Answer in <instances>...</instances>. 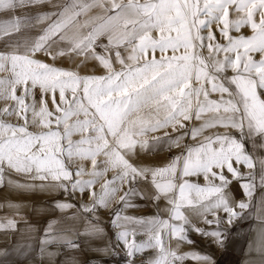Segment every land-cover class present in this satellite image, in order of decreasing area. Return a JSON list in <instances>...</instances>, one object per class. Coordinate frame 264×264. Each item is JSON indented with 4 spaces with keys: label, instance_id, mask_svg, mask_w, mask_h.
I'll list each match as a JSON object with an SVG mask.
<instances>
[{
    "label": "snow or ice",
    "instance_id": "6c2138e0",
    "mask_svg": "<svg viewBox=\"0 0 264 264\" xmlns=\"http://www.w3.org/2000/svg\"><path fill=\"white\" fill-rule=\"evenodd\" d=\"M231 7H234L236 13L244 15L230 21L228 17ZM92 9H100L101 12L81 23L78 17L86 15ZM257 13L260 17L258 23L254 20ZM213 22L223 25L220 33L226 43H209V56L213 53L224 55L223 59L213 58L210 63H206L193 50L198 46L204 47L205 37L200 34L202 28H209L207 39L214 40L210 29ZM243 25L251 27L252 36L229 35L230 29L234 28L238 32ZM153 30L158 31V39L151 36ZM101 35L106 36L108 41L107 44L100 45L104 49V55L95 52L97 38ZM54 36L68 41L72 45L69 51L93 56L107 70V74L80 76L73 71L32 59L31 54L40 51L45 41ZM121 47L125 51L131 49L127 61L135 63L126 62L118 50ZM180 49L183 52L177 54ZM149 50L153 53L152 58H144L141 63L137 53L146 54ZM157 50L161 53L160 59H156L154 55ZM168 50L173 53L171 56L165 55ZM113 51L116 63L121 65L119 70L113 68L111 57L107 55ZM232 53L235 54L234 58L229 55ZM254 53H259L258 61L253 58ZM6 65H10L14 78L12 81L0 80V89L10 91L18 104L28 94L29 82L34 86L38 85L42 92H51L53 104L56 103L55 92L59 90L60 103L67 104L66 108H56L61 115L55 122L58 126L64 125L62 135L57 131L33 135L24 128L11 129V126L0 125V130L7 128L13 133H20L0 140V163L6 161L8 167L18 172L31 173L34 170L39 179H48L49 176L56 181L71 179L73 173L64 167L61 158L65 152L69 157L73 152L91 157L93 165L96 164L95 157L103 153L114 166L121 169V183H129L139 172L128 163L123 152L137 144H147L146 141L137 140L136 136L169 125L174 131L177 126L184 129L185 124L181 120L190 121L194 113L196 120L203 121V127L193 129L191 138L195 140L198 136H203V139L188 150L183 175L187 177L203 173L207 179L211 174L219 180V184H223L226 181L223 171L213 172V168L222 170L226 167L235 177L238 172L232 166L233 159L237 164L243 163L248 169L252 168V164L242 155L241 145L231 139L227 131L204 135V130L217 126L239 129L246 123L253 131L264 135V99L258 95V90L264 89V0H83L75 10H70L50 27L32 53H0V70H6ZM229 68L234 74L230 77L223 75ZM19 83H23L25 87L23 94L16 96L15 88L9 85ZM205 84L210 88H206ZM226 84L234 85L235 90ZM66 91L73 93L71 100L66 99ZM209 91L219 93L220 99H209ZM80 92L82 95H77ZM43 99L42 95L41 100ZM145 108L152 110L156 118L149 117L146 120L140 115ZM27 111L28 105L25 104L24 112ZM90 113L91 119L88 118ZM161 113L163 118H160ZM81 114L85 119H77L71 124L65 123L71 117ZM39 115L42 118L45 115L50 116L44 109ZM134 116L137 118L132 119ZM97 117L102 124L96 122ZM42 126H48V122L42 121ZM105 127L115 137L111 147L103 135ZM75 131H91L95 135H85L74 145L70 137ZM61 140L67 142L66 148L61 145ZM37 144L40 148L33 152L32 149ZM85 145L87 148L83 147ZM172 171V168H166L157 175L161 177L158 185L160 190L164 193H175L171 201L173 220L183 222L182 207L209 200L221 192L218 184L209 183L205 187H199L184 182L174 185L166 179ZM81 174L80 171L75 173L76 176ZM243 187L247 190L246 195H249V186ZM193 192L196 193L195 200L191 197ZM123 198L124 196L120 199ZM246 207L247 203L238 205L240 210ZM222 210L226 213L228 224L238 215L234 208L224 207ZM212 214L214 219L207 223L219 227L220 218L215 213ZM161 228L170 229L171 235L177 239L182 238L184 233L182 226L165 221L146 244L129 242L126 235L123 243L127 255L132 257L144 247L157 246L161 254L154 264H175L179 257L174 251L164 249ZM211 235L220 242L218 233L212 232Z\"/></svg>",
    "mask_w": 264,
    "mask_h": 264
},
{
    "label": "crops",
    "instance_id": "0c3cea01",
    "mask_svg": "<svg viewBox=\"0 0 264 264\" xmlns=\"http://www.w3.org/2000/svg\"><path fill=\"white\" fill-rule=\"evenodd\" d=\"M82 2L2 0L0 7L12 17L7 21L15 24L8 27L9 33L23 39L26 51H32L53 24ZM100 12L92 9L78 20L83 23ZM98 40L107 41V37L101 35ZM45 46L72 47L56 36L45 41L42 48ZM215 133L221 132L204 135ZM259 134L227 133L241 145L242 155L252 168L234 159L231 163L238 172L235 177L226 167L213 168V172L223 171V184L211 174L207 179L203 173L183 175L188 150L197 146L203 136L194 140L192 131L185 127L146 139L147 144L139 145L130 160L139 175L129 181L123 199L110 206L103 202V209L76 200L69 187L61 188L57 182L36 186L6 175L0 186V264H154L161 254L159 247L147 246L129 257L123 240L128 235L129 242L146 244L165 221L184 228L180 239L173 237L170 229H160L164 249L179 257L175 264H264V142ZM166 168L173 169L166 179L174 185L218 184L221 192L209 200L182 207L183 222L173 220L171 201L175 193H164L158 187L161 177L157 173ZM243 185L249 186V195ZM191 197L195 200L196 193ZM240 203H247V207L240 210ZM224 207L238 212L231 224L227 223ZM212 213L220 218L219 227L207 223L214 219ZM212 232L219 234V243Z\"/></svg>",
    "mask_w": 264,
    "mask_h": 264
},
{
    "label": "rangeland",
    "instance_id": "374dc122",
    "mask_svg": "<svg viewBox=\"0 0 264 264\" xmlns=\"http://www.w3.org/2000/svg\"><path fill=\"white\" fill-rule=\"evenodd\" d=\"M140 2H143V0H140ZM244 15L243 13H236L234 7H231L229 10V20L235 21L236 19H239L240 16ZM12 17H8V14L6 12V8L0 7V53H6V54H22V55H28L29 53H32V51L28 50L26 51V47L24 46V41L21 38L14 37L13 32L9 33L8 27H12L15 25L12 21L8 22L7 19H10ZM203 18V17H202ZM259 14L257 13L254 16V20L258 23L259 22ZM222 24H218L217 22H213L210 26V29L213 33L214 40L209 41L207 39V34L209 31V28L205 27L201 29V35L205 37L203 43L204 47L194 49L193 51L197 52L202 59L205 60L206 63H210L211 59H223V53H213L212 56H209L207 45L209 43H220L225 44L226 41L223 38V36L220 33V28H222ZM172 35H175V33H172ZM229 35L238 37V36H244V37H250L253 35V31L250 26L243 25L241 26L240 30L237 32L234 28L230 29ZM151 36L154 39L159 38V33L156 30H153L151 32ZM108 41L105 40H98L96 41L95 46V52L100 55H104V49L100 47L102 44H107ZM35 49V48H34ZM121 52V55L125 58L126 62L128 63H135L134 61H127V55L131 52V49L129 48L128 51H125L123 47L118 49ZM63 52V55H60L59 53ZM183 52V49H180V51L177 54H181ZM51 54V55H50ZM173 53L171 50H168L165 55L171 56ZM111 57L113 68L116 70H119L121 65L116 63L115 61V52L107 53ZM156 59H160L161 53L157 50V52L154 54ZM233 56L234 53L229 54ZM253 58L255 60L260 59L259 53L252 54ZM153 56V53L151 50H149L146 54L145 53H137L138 60L142 63L144 58L151 59ZM32 59L39 60L41 63L49 64L50 66L61 68L67 71H73L77 75L80 76H103L107 74V70L104 69V67L100 64V62L95 59L93 56L88 54H79L78 51H69L68 48L59 47L57 48H51L46 47L41 48L40 51L31 54ZM6 70H0V80L5 81H12L13 80V73L11 71L10 65L5 66ZM234 73L229 68L227 69L223 75L230 77ZM193 86L196 85L195 80L193 79ZM230 87L233 91L235 90L234 85H227ZM6 87H8L6 85ZM9 87L15 88V95L21 96L24 91V84L19 83L15 85H9ZM206 88H210L209 85L205 84ZM82 95V92L77 93V95ZM43 95L44 99L41 100V96ZM73 93L71 91H66L65 96L67 100L72 99ZM258 95H260L261 99H264V89L258 90ZM225 98H227L225 94ZM201 99L203 97L201 96ZM209 99L212 100H219L220 94L219 93H213L209 91ZM44 101L46 103H44ZM53 94L48 91H43L39 88L38 85H33L31 82L28 83V94L25 96L24 101L21 103H17L12 98V93L10 91H6L5 89H0V125L5 126H11V129H17V128H24L27 133L33 134V135H40L42 133H46L49 131H57L63 134L64 131V125H57L55 120L57 117L61 115L60 112L57 111V106L61 108H66L67 104H61L60 103V94L59 90L55 92V101L56 103L53 104ZM28 105V111L27 113L24 112V105ZM44 109L47 111L49 115H45L43 118L39 115L40 111ZM140 115H143L144 118L147 120L149 117L152 119L156 118V114L150 110V109H143ZM211 115V114H209ZM89 119L92 118L91 113L88 117ZM137 117L134 116L132 119H136ZM160 118H163V113L160 114ZM80 119L83 120L85 117L83 114L80 116H73L69 121H66V124H71L75 122V120ZM42 121L48 122V126H42ZM96 122L98 124H102L103 122L99 120V118H96ZM182 123L185 124V127L190 129L191 131L193 129H198L203 127V121H198L194 117L190 121H183ZM177 129L179 127L177 126ZM176 129V130H177ZM211 131L214 132H233L236 134H240L242 132H249L253 131L251 128L245 125L242 128L239 129H224L222 127H215L211 129H205L204 133H211ZM171 132H174L172 126H167L162 129H158L156 131H147L143 133V135L136 136L137 140H146L150 139L152 137L156 136H164ZM167 133V134H165ZM20 135V133L15 132L13 133L9 129H2L0 130V140L7 139L10 135ZM85 135H95V133H92L89 131L88 133L75 131L72 133L70 139L73 141V144L75 145L78 141L82 139ZM103 135L105 137V140L109 143V146H113L115 142V137H113L111 134L108 133L107 128H104ZM258 136H262L263 142H264V135L259 134ZM61 145L63 147H67V142L61 140ZM140 144H137L127 150H124L123 155L125 159L130 164V160L132 157V153L138 148ZM84 148H87V145L83 146ZM40 148V145L37 144L32 151L36 152ZM123 151V150H121ZM64 167L73 173L71 179L69 181H56L52 180V178L49 176L48 179H39L35 176V171L31 173L26 172H18L16 169L8 167L7 162L0 163V186L2 185V181L4 180L5 176H10L18 180L20 183H31L35 184H45V183H58L61 188L69 187L71 190V193L73 194V197L78 200L82 201L86 204H91L93 207H101L103 209V202L107 203V206L112 205L114 202L120 199L122 194H124V191L127 189L129 183H121L119 180V176L122 174L121 169L117 166H114L110 162V158L103 153L98 154L95 157L96 164L93 165L92 158L81 156L77 154L76 152H73V155L69 157L67 153L61 157ZM77 171H80L82 174L80 176H76L75 173ZM89 181H91V185H89Z\"/></svg>",
    "mask_w": 264,
    "mask_h": 264
},
{
    "label": "built area",
    "instance_id": "2783aa9c",
    "mask_svg": "<svg viewBox=\"0 0 264 264\" xmlns=\"http://www.w3.org/2000/svg\"><path fill=\"white\" fill-rule=\"evenodd\" d=\"M136 258H138V257H136Z\"/></svg>",
    "mask_w": 264,
    "mask_h": 264
}]
</instances>
